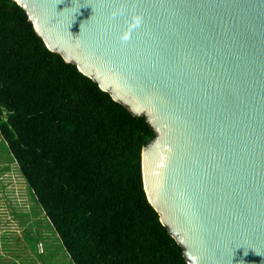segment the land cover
I'll return each mask as SVG.
<instances>
[{
    "label": "water",
    "instance_id": "obj_1",
    "mask_svg": "<svg viewBox=\"0 0 264 264\" xmlns=\"http://www.w3.org/2000/svg\"><path fill=\"white\" fill-rule=\"evenodd\" d=\"M15 1L50 51L145 116L144 188L187 264H264V0ZM132 11L144 23L121 44Z\"/></svg>",
    "mask_w": 264,
    "mask_h": 264
},
{
    "label": "trees",
    "instance_id": "obj_2",
    "mask_svg": "<svg viewBox=\"0 0 264 264\" xmlns=\"http://www.w3.org/2000/svg\"><path fill=\"white\" fill-rule=\"evenodd\" d=\"M153 137L0 0V138L72 264H187L144 188Z\"/></svg>",
    "mask_w": 264,
    "mask_h": 264
},
{
    "label": "rangeland",
    "instance_id": "obj_3",
    "mask_svg": "<svg viewBox=\"0 0 264 264\" xmlns=\"http://www.w3.org/2000/svg\"><path fill=\"white\" fill-rule=\"evenodd\" d=\"M0 264H72L1 138Z\"/></svg>",
    "mask_w": 264,
    "mask_h": 264
},
{
    "label": "clouds",
    "instance_id": "obj_4",
    "mask_svg": "<svg viewBox=\"0 0 264 264\" xmlns=\"http://www.w3.org/2000/svg\"><path fill=\"white\" fill-rule=\"evenodd\" d=\"M127 11V8L121 5L113 8L110 12V16L113 19L116 17H123ZM143 23V14L137 11H132L130 17L125 20L126 27L120 33L119 39L121 44H126L131 39L132 32L142 27Z\"/></svg>",
    "mask_w": 264,
    "mask_h": 264
},
{
    "label": "crops",
    "instance_id": "obj_5",
    "mask_svg": "<svg viewBox=\"0 0 264 264\" xmlns=\"http://www.w3.org/2000/svg\"><path fill=\"white\" fill-rule=\"evenodd\" d=\"M7 250V249H6Z\"/></svg>",
    "mask_w": 264,
    "mask_h": 264
}]
</instances>
